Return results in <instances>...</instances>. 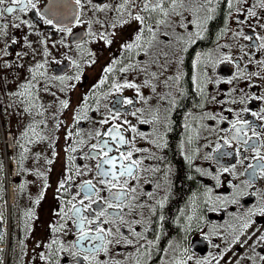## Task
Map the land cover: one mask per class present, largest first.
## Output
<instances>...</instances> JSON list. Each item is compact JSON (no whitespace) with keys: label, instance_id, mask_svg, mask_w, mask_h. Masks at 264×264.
I'll return each instance as SVG.
<instances>
[{"label":"flooded vegetation","instance_id":"obj_1","mask_svg":"<svg viewBox=\"0 0 264 264\" xmlns=\"http://www.w3.org/2000/svg\"><path fill=\"white\" fill-rule=\"evenodd\" d=\"M100 2L115 5L118 0H92L91 6L85 5L79 10V24L71 17L78 10L74 0H38L37 9L47 12L46 19H53V24L45 23L35 10L26 14H9L12 23H8L4 30L6 34L0 33V47L9 53L4 56L0 52V63H12V67L0 69V107L4 111L11 110V106L5 108L4 105H13L14 101L24 103L23 98H17L12 93L20 91V86L31 78L29 69L34 68L37 63L47 60V75L38 76L33 81L37 84L35 94L38 98L39 91L45 87H66V80L61 83L55 77H75V74L82 73L72 62L76 61L81 65L84 58L88 65L87 57L96 54L98 47L100 52L108 56L112 53L118 57L121 55V45L125 41L130 42L140 26L132 20L115 29L111 28L110 25L119 20V17L111 10L95 11L94 6ZM257 3L258 0H241L238 5L233 2L229 8L228 0H214L212 5H206L205 8H215L213 19L207 24L202 39L194 44L183 45L185 48L182 60L174 59V52L182 44L174 43L173 47V43H165L169 52L166 56L156 58L154 71L147 70L146 63L148 67L149 62L140 53L132 63L141 62L139 67L118 75V83L129 81L139 86V94L135 88H124L121 92L107 95L105 118L109 116L110 110H114L115 105L120 108L118 120L108 124L101 123V126L93 129L88 127V123L80 122L75 127L77 134H74V126H70L69 131L73 135L68 136L67 149L75 147L76 151L67 150L68 156L61 177L65 183L60 194L62 208L58 224L64 227L57 235V239L70 250L60 252L56 256V264H76L73 253L77 249L71 248V245L76 241L79 231L74 223L75 218H69L71 213L69 217L62 213L70 207L69 201L76 203L83 199V182L91 180L97 189H103L99 195L108 198L107 189L99 184V180L103 179L96 169L99 160L89 158L90 145L97 143L96 139L90 137L95 136L98 130L104 133L113 123L122 124L124 136L133 141L120 146V151L133 150L132 158L141 161L135 176L126 178L128 188H135V192L131 193L135 199L130 202L131 208L124 207L123 218L128 222L141 220L142 223L133 225L138 232H143L146 227L149 229L144 234L154 242L155 247L151 249L150 257H142L147 264H172L173 259L181 258L184 249H187V255L193 256L188 264H196L198 259L203 260L209 253L218 255L224 248L226 239L231 238V226L240 223L236 217L248 207L262 202L264 175L257 170L253 177L252 169L249 168V165L259 163L253 149L259 148L260 154L264 155V119L259 118L264 117V100L252 98L264 96V48L260 47L261 41L256 38L264 37V28L260 27L264 24V9L255 7L256 16L247 15V9ZM195 13L185 11L183 17L176 21L173 20L174 16L170 17L169 26H161L159 32L163 30L174 39L178 34H185L183 25H187L190 32L197 31L193 23L197 15L204 16L206 11L200 10L197 15ZM16 15L27 20L28 24L20 23L15 19ZM8 19L9 16H5L0 23H6ZM17 23L20 24L19 28L14 27ZM61 26H70L72 34L59 31ZM112 31L119 36L112 38L114 44V38L117 39L116 48L106 49V43H96L101 40L100 33ZM238 32L243 35H236ZM90 33L97 35L93 38ZM244 36H251L252 39L247 40ZM25 37L31 47H28ZM13 39L16 43H12ZM189 55H194L190 62ZM226 57L230 59H225ZM127 60L129 64L130 59ZM188 63H191L190 72L187 70ZM178 70L182 73V78L175 88L174 78ZM90 73L92 69L89 72L86 68L79 85L85 90V96L94 85L93 74ZM152 73L156 74L155 77ZM186 75L189 78L187 83ZM188 84L190 90L186 86ZM198 84L200 87H197ZM121 98H131L133 104L117 105L116 102ZM70 112L71 106L67 108V113ZM254 112L257 113L256 116L252 114ZM156 116L159 117L158 121L153 119ZM237 119L248 121L259 138L253 136L251 129L246 128L247 137L250 138L248 144L232 141L231 144L224 145V139H231L233 133L229 130ZM142 120L152 122L141 123ZM124 121H128V124H124ZM129 124L135 127V132L131 131ZM98 139L110 140L103 135ZM80 140L84 143L80 144ZM217 144L223 145L219 152ZM110 146L114 149L116 147L114 142ZM223 153L230 155H222ZM110 155L118 153L114 150ZM224 168H234V171L224 172ZM77 169L80 175L76 174ZM68 176H71L70 180L67 179ZM238 190L247 193L239 198V203L222 204L225 198L230 200ZM209 196L212 204H206ZM217 197L220 198L219 201ZM160 200H164L163 207L157 203ZM213 205L216 211H209ZM92 208L98 210V205L93 204ZM108 211L114 217L115 211ZM161 216L164 217L163 220H160ZM189 216H193L191 222L187 219ZM257 219L264 224V218ZM105 227H119L121 232L129 236L128 226L119 221ZM217 244L220 249L213 247ZM238 249L239 246H236L233 251ZM240 253L246 255L250 251L244 248ZM136 257L134 245L121 243L111 245L108 253H99L97 259L102 264L105 261L107 264H114L115 261L120 264H135ZM225 259L234 257L229 253ZM81 264L88 262L81 260ZM220 264H224V261L221 260ZM241 264L244 262L241 261Z\"/></svg>","mask_w":264,"mask_h":264},{"label":"snow or ice","instance_id":"obj_2","mask_svg":"<svg viewBox=\"0 0 264 264\" xmlns=\"http://www.w3.org/2000/svg\"><path fill=\"white\" fill-rule=\"evenodd\" d=\"M75 5L78 10L74 13L75 15V23L79 24L81 21L79 19L80 11L85 5H92V0H74ZM214 0H118L115 5H110L107 2H100L94 6V10L98 12H104L105 10H111L117 14L119 20H115L110 27L115 29L118 25L122 26L123 24L130 23L132 20L136 21L139 24V28L137 33L133 37V39L129 41H125L121 45L122 52L128 53V59H130L134 55H140L141 52L145 56L149 55V50L154 46H159L160 43H179L184 45L194 44L198 39L203 38V33L207 30V24L213 19V14L215 12L214 7H207L206 5H212ZM233 2L237 5L241 2V0H228L229 8L232 7ZM247 2V0H245ZM38 0H0V20H3L5 16H9V19L6 23H0V33H4V30L7 28L8 23H12L11 15H15L16 13H28L29 11L35 10L40 18L44 20L47 24H53V19H46L48 15L47 12H40L37 9ZM255 7H259L264 9V0H258L257 5H254L247 9V15L249 17H255L256 11ZM200 10H205L206 14L204 16L197 15V19L195 21L197 31L187 32L186 34H178L174 39L169 37L167 32L162 33L163 39L161 40L158 37L159 28L161 26H169V19L172 16L182 17L185 11H195L199 12ZM239 11V9H237ZM15 19L20 21V23L28 24V21L23 19L21 16L16 15ZM151 21L152 23H148ZM189 23H193V21H189ZM31 27V25H28ZM14 27L19 28L20 24H14ZM184 28H187V25H183ZM260 27L264 28V24L260 25ZM62 32H67L68 34H72V28L70 26H61L58 29ZM147 33V37L145 36ZM6 34V33H4ZM93 38L96 37V33H90ZM116 35L114 31L105 33H100L99 38L104 40L106 44L111 45L113 40L112 38ZM236 35H243L242 32L236 33ZM245 39L251 40V36H244ZM257 39L261 41L260 47L264 48V37L257 36ZM25 42L28 44V47H31V43L27 41V37L24 38ZM12 43H16V40L13 39ZM63 43V41H61ZM186 50V49H185ZM0 52L3 53L4 56L9 55L7 51L4 50L3 47H0ZM48 54L47 52L45 53ZM165 56L167 53L164 54ZM2 59V57H0ZM225 59H230L226 57ZM198 62L200 58H197ZM95 61H91L94 63ZM76 68L79 70L80 65L76 62H72ZM122 63L119 60H113L112 63L104 69L105 76L100 80V85L107 83L108 81V73L114 72L115 64ZM141 62H137L136 64H127L121 67L119 70L121 72H128L130 69H136L139 67ZM47 60L42 63H37L34 68H30L29 72L32 74L31 78L23 85L20 86L21 90L15 93H12L14 96H18L26 100L29 104V107L25 108V111L30 112L31 108H36V100L37 96L35 94V89L37 88V84L33 83V81L37 80V77H43L47 75L46 66ZM12 67V63L9 61H3L0 63V69L10 68ZM155 73H152V76L155 77ZM182 78V73L177 74L174 78L175 81H179ZM55 79L59 80L63 83L65 80H79L80 75L77 74L75 77H64L57 76ZM230 82V81H229ZM148 83V81H145ZM74 87V85H73ZM197 87H200L198 84ZM124 88H135L137 93L139 94V86L134 82L125 81L123 83L113 82L111 85V89L108 93H105V97L114 92H121ZM202 91V89H201ZM253 99L264 100V96L252 97ZM87 95L85 96V104L84 107L87 108ZM98 102V101H97ZM62 108H68L69 103L67 100H63L60 102ZM117 105L123 106L125 104L132 105L133 100L131 98H121L117 102ZM42 107V106H40ZM38 115H42V112H37ZM136 115V113H132ZM254 116L257 113H252ZM120 117V108L114 105V110H110L109 116L101 121L102 124H108L110 121H116ZM80 112L74 116V120L78 123L81 119ZM214 118V117H213ZM264 119V117H259ZM158 121L159 117L156 116L153 118ZM152 121L142 120L141 123H149ZM40 124H45V121H40L36 123L34 126L29 127V132H31L32 137L28 139V143L31 144L33 142V137L37 140L47 139L46 136H43L37 129ZM124 124H128V121H124ZM57 128L60 127V124L56 125ZM122 124L113 123L112 126L107 129L104 133H101L99 130L96 131L95 136H91V139H96L97 143H93L90 145L91 152L89 158L98 159L99 163L96 165L97 173L103 179L99 180V184L105 186L109 195L108 198L101 197L99 195L100 191L103 189H97L96 185L93 184L91 180H86L81 185V189L84 192L83 199L79 200L76 203H72L69 201L70 207L67 211L63 212V216L69 217V213L71 216L69 218H75L74 223L77 225L79 235L76 241L71 245V248L77 249L76 252L73 253V256L76 258V264H81L82 261H87L88 264H102L97 257L98 254L103 252L105 254L108 253L109 247L113 244H121L125 245H134L137 251V257L135 264H147L146 260L142 259V257H150L151 249L155 247V244L152 240L147 239L146 233L149 229L144 228L143 232L136 231L133 225L142 223L141 220L135 221H125L124 220V207L127 206L129 208L132 207L131 201L135 199L131 193L135 192V188H128V181L126 178L134 177L135 174L139 171V167L141 161L139 159H133V150L120 151V146L131 144L133 141L127 139L122 132ZM129 128L131 131L135 132L136 129L134 126L129 124ZM246 128L251 129L253 136L259 138V134L255 131L254 128H251V125L248 121H243L237 119L232 124V137L231 139H224V145H229L232 141H236L241 144H248L247 133L245 131ZM128 129H124L127 131ZM28 135V132L25 133ZM73 134L71 131L68 132V136L71 137ZM109 137V139H98L101 136ZM134 140V138H133ZM114 142L116 147L115 149L110 146V143ZM80 144H83L84 141L80 140ZM223 147V145L217 144V151ZM69 151H76L75 147L68 149ZM115 150L118 155H110ZM256 151V159L258 160L257 165H249V168L252 169L251 175L254 177L259 170V173L264 175V155L260 154L259 148L253 149ZM25 151H28L25 148ZM139 151V149H136ZM222 155H230V153H223ZM48 163H53V160H48ZM105 166H108L107 168ZM224 172L234 171L233 169L224 168ZM77 175H80L79 169L76 171ZM68 180L71 179V176L67 177ZM218 179V176L216 177ZM64 181L60 183V188H64ZM115 190V191H114ZM247 193L244 190H238L232 194V198L229 200L225 198L222 201V204H236L239 203V198ZM149 195H151L149 193ZM42 198V197H41ZM75 199V197H73ZM219 201L220 198L217 197ZM88 201V203H85ZM261 203L255 204L253 206L248 207L239 217H236L240 223L238 225L231 226L230 229V239H226L225 246L222 250L219 251L218 255H214L212 253L208 254V257L203 260H197L196 264H220L221 260L224 261V264H241V261L244 264H264V224H261L259 218H264V196L261 197ZM39 203V200H37ZM160 207L164 206V200L157 201ZM97 204L98 210L93 209L92 205ZM103 206H100V205ZM206 204H212V199L209 196L206 200ZM108 209H113L115 211V215L108 211ZM209 211H216L215 205L208 209ZM154 212L155 209H152ZM85 213H88L87 215ZM59 214V213H58ZM29 215H32L31 213ZM164 217L161 216L160 220H163ZM188 221L191 222L193 220V216H189ZM199 219V218H197ZM119 221L122 224H126L128 226L129 236H126L123 232L120 231L119 227L115 229L112 227H105L108 224H115ZM190 226V225H189ZM64 226L59 225L54 227L52 230L55 232H59L62 230ZM2 239V237H0ZM143 241V243H141ZM158 243V239L156 241ZM55 245L56 249L52 252L53 256H58L60 252H67L70 249L65 248L63 242L58 239H53L50 244L46 245L49 250H52V246ZM40 244H37L39 247ZM236 246H239L237 251H233ZM217 249H220V246L213 245ZM244 248L249 249L250 254H241L240 250ZM142 250V251H141ZM231 253V256L234 259H225V256ZM39 257L41 260L47 262V264H56L55 261L51 259V256L47 255L44 252L39 253ZM193 260V256L187 255V249L183 250L181 258L173 259L172 264H188L189 261ZM103 264H107V261L103 262ZM114 264H120L119 261H115Z\"/></svg>","mask_w":264,"mask_h":264},{"label":"rangeland","instance_id":"obj_3","mask_svg":"<svg viewBox=\"0 0 264 264\" xmlns=\"http://www.w3.org/2000/svg\"><path fill=\"white\" fill-rule=\"evenodd\" d=\"M194 15H197V12ZM182 17L174 16L175 19L173 20L176 21V19L179 20ZM148 23L152 22L148 21ZM193 24L196 25L195 21ZM184 30L185 34L191 31L189 28H184ZM162 33H164L163 30L158 35L161 40L163 39ZM116 35L115 37L118 38L119 36ZM145 36L147 37V33H145ZM114 41L117 43V39L114 38ZM96 43L103 44L106 42L97 40ZM116 43L112 42L111 45L104 44V46L106 49L109 47V49L116 48ZM183 45L174 52V59L182 60L185 48ZM167 46L165 43H160L158 47L154 46L149 50V55L145 56V60L149 62L148 67L146 63L147 70L154 71L156 69L154 66L157 61L156 58L165 56L164 54L169 52ZM136 56L134 55L130 58L129 64L136 61ZM126 57L128 55L125 52H122L119 57L115 53L108 56V54L100 52L98 47L96 54L94 53L92 56L87 57L88 65L83 58L80 65L82 73H79V80H66V87L56 86L55 89L52 88L53 90L47 87L43 88L39 91L36 100L37 107L31 108L30 112L25 111V108L29 107L26 100L23 101L24 103L18 100L14 101L12 109L6 114V111L0 107V201H4L6 198L5 188L2 184L6 168L11 166V163L14 164V168L17 166V177L14 181L17 195L11 207L10 245L8 249L3 250L0 248V264H17L19 257L21 255L25 256L32 248H34L35 252L46 253L51 256L53 261H56V256L52 255L56 246L53 245L52 250H49L46 245L50 244L53 239H57L58 235V232L52 229L58 226L61 215L62 207L60 208V206L62 202L60 197L61 188L59 186L62 181L60 177L63 174L64 164L68 156L69 128L71 125L74 128L77 127L80 122L88 123L90 129L98 128L102 125L101 121L106 117L105 103L107 96L105 97L104 94L110 91L113 82H119L118 75L121 73L119 69L128 64ZM112 59L122 61V63L115 64L116 70L107 74V83L100 85V80L105 76L104 69L112 63ZM93 60L95 62L91 63ZM86 68H88L89 72L92 69L90 74H93L94 78V85L91 91L87 93V108L84 107L85 100H82L85 98V90L79 87ZM179 73L180 71L178 70L176 76ZM174 83L176 88L178 82L175 79ZM16 97L18 98V96ZM63 100H67L69 107L71 106L70 113H67V108H62L60 102ZM4 107L8 108L10 105H4ZM38 111L43 114L38 115ZM77 111L80 112L82 117L78 123L74 120ZM40 121H45L46 126L45 124H40L37 131L46 136L47 139L37 140L33 137V142L29 144L28 139L32 137L31 132L28 131L29 127ZM57 124H60L59 128L56 127ZM75 130L74 134H77V129L75 128ZM10 132L13 137L14 149L12 153L6 155L4 148H2V137L3 134ZM26 132H28L27 136L25 135ZM25 148L28 151H25ZM48 160H53V163L49 164ZM17 197L20 200L19 204H17ZM37 200H39V203H37ZM30 213L32 215H29ZM13 236L16 237V242L12 249L11 237ZM38 243L40 244L39 247H37ZM2 244L3 241L0 240V246ZM22 260L24 259L22 258ZM35 260L38 261V259ZM36 261L34 264H36ZM41 261L39 264H47L46 261Z\"/></svg>","mask_w":264,"mask_h":264},{"label":"trees","instance_id":"obj_4","mask_svg":"<svg viewBox=\"0 0 264 264\" xmlns=\"http://www.w3.org/2000/svg\"><path fill=\"white\" fill-rule=\"evenodd\" d=\"M194 56V55H193ZM193 56L192 55H189V62L191 61V59L193 58ZM188 66H189V68L187 69L189 72H190V70H191V63H188ZM190 75H191V73H189ZM190 79H191V77H190ZM187 82H189V78H188V76L186 75V78H185V83H187ZM187 87H188V89L190 88V85L188 84V85H186ZM190 90V89H189ZM188 90V91H189ZM190 92V91H189ZM61 177H62V175H61ZM61 177H60V179H61ZM49 211V210H48ZM39 253H41L40 251H38V252H35L34 251V248H32V249H30V252H28V253H26V255L25 256H23V255H21L20 257H19V260H18V262H17V264H25V262H26V264H34V262L36 261L35 259H38V261H36V264H39L40 263V261H41V259H40V257H39ZM22 258L24 259V260H22ZM42 262V261H41Z\"/></svg>","mask_w":264,"mask_h":264},{"label":"built area","instance_id":"obj_5","mask_svg":"<svg viewBox=\"0 0 264 264\" xmlns=\"http://www.w3.org/2000/svg\"><path fill=\"white\" fill-rule=\"evenodd\" d=\"M7 182L9 183V178L7 179ZM8 193H9L10 196L13 195L12 186L9 187ZM4 207H5V210H6L7 214H8V212H9V205L7 203H5V206Z\"/></svg>","mask_w":264,"mask_h":264},{"label":"water","instance_id":"obj_6","mask_svg":"<svg viewBox=\"0 0 264 264\" xmlns=\"http://www.w3.org/2000/svg\"><path fill=\"white\" fill-rule=\"evenodd\" d=\"M71 17H73V19L75 18V15H71ZM0 235H1V223H0Z\"/></svg>","mask_w":264,"mask_h":264}]
</instances>
